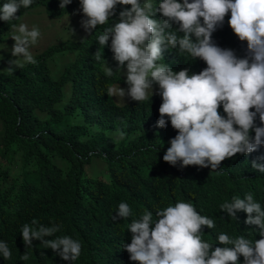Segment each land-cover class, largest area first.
Returning a JSON list of instances; mask_svg holds the SVG:
<instances>
[{
    "label": "trees",
    "instance_id": "obj_1",
    "mask_svg": "<svg viewBox=\"0 0 264 264\" xmlns=\"http://www.w3.org/2000/svg\"><path fill=\"white\" fill-rule=\"evenodd\" d=\"M5 2L0 0V6ZM79 3L72 0L61 9L60 0H33L30 7L18 10V19H0V44L6 31L29 11L43 8L50 19H59L74 12ZM154 3L158 5L159 0ZM125 7L130 6L117 5L115 17L88 35L51 42L33 55L36 64L12 66V73L7 70L9 64L0 67V241L7 242L12 253L9 260L0 255V264H138L122 250L131 242L128 226L146 211L156 220L158 209L174 206L177 201L193 204L201 215L214 220L216 227L204 226L202 232V239L213 247H223L217 241L220 233L253 241L261 238L258 226L244 223L245 212H237L236 219L220 210V205L251 192L264 208V173L251 164L253 160L264 164V145L250 154L225 159L216 170L195 165L182 168L180 161L170 165L163 156L177 131L167 116V127H157L161 96L153 94L146 101L130 99L123 103L108 96L112 84L127 83L117 67L112 68L111 77L104 75L102 64L113 57L111 40L103 48L97 38ZM230 15L212 33V40L243 58L247 42L234 34L228 24ZM156 18L161 19V14ZM97 52L100 60L96 59ZM69 53L73 55L71 62L61 70L52 67L57 56ZM163 56L158 62L174 71L187 68L190 74L200 72L206 64L186 53L179 54L178 49L165 50ZM219 111L226 115L222 106ZM255 123L260 124L258 116ZM250 135L254 137V130ZM55 156L67 165L52 161ZM93 157L106 163L107 177L83 171ZM15 162L19 167L12 174ZM121 202L130 206L132 215L113 219ZM33 219L45 226H60L54 237L44 239L70 236L79 241L80 257L65 261L36 239L33 248L26 249L21 230ZM24 252L29 255L27 261L20 259ZM239 264H243V256Z\"/></svg>",
    "mask_w": 264,
    "mask_h": 264
},
{
    "label": "clouds",
    "instance_id": "obj_2",
    "mask_svg": "<svg viewBox=\"0 0 264 264\" xmlns=\"http://www.w3.org/2000/svg\"><path fill=\"white\" fill-rule=\"evenodd\" d=\"M71 2L60 0L59 6L64 9ZM32 3L33 0H6L0 6V19H18V10ZM117 5L130 7L123 8L97 40L103 48L111 40L116 70L122 73L126 67L125 82L129 87H109L107 94L121 98L127 95L141 102L152 97L153 85H158L162 103L157 127H167V116L177 131L163 156L165 162L176 165L180 161L182 168L195 165L216 170L225 159L238 153L250 154L264 145V0H159L158 5L154 0H80L82 27L91 31L98 25H107L115 17ZM229 12V26L240 41L247 42V55L243 58L212 40V33L223 25ZM157 13L161 19L156 18ZM12 27L16 34L11 36L15 41L11 54L16 59L9 61V73L13 72V65L37 63L30 48L40 37L38 28L29 30L23 23ZM172 49L186 53L192 60L199 58L207 66L190 74L187 68L174 71L168 64L158 63L164 51ZM96 59H101L99 52ZM104 75H113L106 61ZM221 106L226 115L220 114ZM257 116L259 126L255 123ZM253 130L254 137L250 135ZM251 164L264 173V164L255 160ZM220 210L236 219L237 212H245L244 223L258 226L261 238L253 241L220 233L217 241L223 247H213L202 239V232L204 226L215 228L214 220L201 215L193 204L177 201L174 206L158 209L156 220L151 211L132 220L128 226L131 242L125 243L122 250L138 264H239L241 256L243 264H264V208L253 194L234 196L231 202L222 203ZM131 215L130 206L121 202L113 219ZM59 230V225L49 227L33 219L31 224L22 226L25 248H33V240H40L43 248H51L63 260L76 261L82 250L79 241L70 236L44 239L54 237ZM0 255L11 259L5 241H0ZM20 259L27 261L28 253L24 252Z\"/></svg>",
    "mask_w": 264,
    "mask_h": 264
},
{
    "label": "rangeland",
    "instance_id": "obj_3",
    "mask_svg": "<svg viewBox=\"0 0 264 264\" xmlns=\"http://www.w3.org/2000/svg\"><path fill=\"white\" fill-rule=\"evenodd\" d=\"M84 18V15L81 11L80 3L76 10L72 13H68L64 15L63 17L59 19H50L43 8H37L29 11L27 14L23 15L21 19L14 25L17 27L20 24H26L28 29L31 30L32 28H38L40 31V37L38 38L37 43L30 48L31 54L35 55L37 52L44 49L47 45H49L51 42H54L56 40L60 39H69V40H76L78 38H81L85 35H88L91 31H85V29L82 27L81 21ZM13 34H16V29L11 26L10 29L6 31L4 34L5 40L0 44V67L3 68L4 66H7L9 64V61L15 60L16 57L12 56L11 49L14 45L15 41L11 38ZM234 51V50H233ZM235 55L238 58H241L235 51ZM22 61V58H20ZM57 61L54 60L51 62L52 67L58 68L61 70L67 63L71 62L73 60V55L71 53L63 55V56H57ZM107 66L114 68L117 67V61L114 60L113 57L106 60ZM161 63V62H158ZM14 66V65H13ZM103 68L105 67V62L102 64ZM207 65H204V68ZM15 67V66H14ZM121 73V72H120ZM122 77L126 80V67L121 73ZM121 87L125 90L128 89L127 84H121V83H114L110 87ZM69 90V85L67 86ZM153 92L154 95H159V88L158 85H153ZM117 103H123L131 98L129 96H125L124 98L118 97V96H112ZM81 118V116H75L74 120L77 121ZM259 126L260 124H256ZM1 128V123H0ZM109 132L116 136H121L114 130H109ZM52 161L58 162L61 166H66L67 162L60 158L59 156H55L52 158ZM19 163L15 162V165L12 166V174H15L18 170ZM85 173L95 175V174H101L104 177L108 176V170L106 163L100 158V157H93L91 161L84 166Z\"/></svg>",
    "mask_w": 264,
    "mask_h": 264
}]
</instances>
